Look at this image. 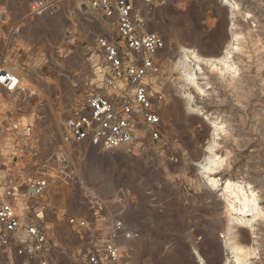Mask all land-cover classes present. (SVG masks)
I'll return each instance as SVG.
<instances>
[{"label":"rangeland","instance_id":"374dc122","mask_svg":"<svg viewBox=\"0 0 264 264\" xmlns=\"http://www.w3.org/2000/svg\"><path fill=\"white\" fill-rule=\"evenodd\" d=\"M36 1L0 0V61L19 77V89L0 100V192L15 186V206L31 180L47 179L23 204L28 211L16 210L23 227L43 229V258L86 264L84 253L103 251L120 223L117 264H234L224 238L244 246L247 264H264V0H134L145 29L164 41L154 56L158 71L146 78L151 94L163 96L161 137L137 132L133 146L109 151L61 134L65 118L101 84L97 37L115 38V21L89 0H57L56 11L42 15L32 11ZM181 51L196 75L193 110L179 87ZM213 120L221 127L215 134ZM211 141L219 163L208 187L197 166ZM242 193L257 197L251 221L237 220L235 206L227 210ZM36 202L41 220L30 212Z\"/></svg>","mask_w":264,"mask_h":264},{"label":"built area","instance_id":"2783aa9c","mask_svg":"<svg viewBox=\"0 0 264 264\" xmlns=\"http://www.w3.org/2000/svg\"><path fill=\"white\" fill-rule=\"evenodd\" d=\"M88 2L105 17L114 19L116 37H97V46L105 63L101 84L87 93L80 106L65 118L62 140L72 144L87 143L103 151L133 146L137 132H143V138L151 141L160 140L162 121L158 103L163 96L151 94L146 78L158 71L154 56L164 45L162 36L145 29L144 16L135 8L134 0ZM145 2L155 5L163 4L165 0ZM56 4L57 0H37L32 11L36 15L53 13ZM0 88L6 92L19 89V77L8 68L4 59L0 61ZM2 94L0 90V100ZM46 185L45 178L31 180L25 194L37 197ZM12 197L10 190L0 194V250L11 248L14 255L28 262L37 260L39 264H46L42 257L46 237L43 229L35 224L22 226ZM30 212L37 220L44 216L43 206L37 202ZM69 221L73 222V219ZM21 229L23 234L20 236ZM122 231L121 224L116 223L104 241L103 251L99 253L92 249L84 253L86 264H117L120 251L116 238ZM123 235L131 237L129 231Z\"/></svg>","mask_w":264,"mask_h":264},{"label":"bare ground","instance_id":"6f19581e","mask_svg":"<svg viewBox=\"0 0 264 264\" xmlns=\"http://www.w3.org/2000/svg\"><path fill=\"white\" fill-rule=\"evenodd\" d=\"M177 59L178 60H176V62H177L176 68L180 72V79H179L180 85L179 84L178 85H179V87L183 93V98H184L183 100H185L184 103L187 106V109L193 110V109H191V105H190L192 97H191L188 89L191 86L196 85V75H195V72L192 69H190V67H189L188 56L185 53V51H181L179 54V57ZM226 59H227V55L225 54L222 60L225 62ZM225 69H227V68H225ZM209 125H210V129H211L213 134H215L221 128L215 120L211 121ZM20 129L22 130V133H21L22 136L28 138L30 136V130H31L30 121H25L23 123V126ZM212 148H213V143L211 141V142H209V145L207 147V154L204 155V157L201 160V163H199V165L197 166V170H198V173H199L202 181L208 187L214 186L215 180H213L209 177V173L217 165V163H219V161L216 159V157L212 151ZM20 162H22V161H20ZM19 170H20V168H19ZM20 173H22V171H20ZM8 187H10V186H8ZM3 188H4V190L2 192H0L1 195L4 194L7 190L11 191L12 196L16 195L15 194V190H16L15 186L12 185L11 188H6V185H5V186H3ZM231 189H232V185L229 182H227L223 187V191L225 193L231 192ZM235 201H232L227 206V208H228L227 210L229 211L231 209H234V206H235V209L237 211V217H236L237 220H239V221H251L252 219H254L259 214V208L257 206V197L255 196L254 193H248V194L242 193L238 196V198L235 199ZM13 205H14V203H13ZM16 206H18V208H20L19 204H17V203H16ZM222 242L224 244L231 242L230 248H231L232 253H233L234 264H247L248 252H247V250L244 249V246L242 244L237 243L235 240L231 241L228 238H224L222 240ZM198 261H200L199 257H198Z\"/></svg>","mask_w":264,"mask_h":264},{"label":"crops","instance_id":"0c3cea01","mask_svg":"<svg viewBox=\"0 0 264 264\" xmlns=\"http://www.w3.org/2000/svg\"><path fill=\"white\" fill-rule=\"evenodd\" d=\"M0 90L2 92H6L2 88H0ZM7 116H8V114H7ZM23 198L26 200L23 203L21 201H15V208L18 211H23L24 208H25L23 206V204H26L27 202H30V199L28 197H26V196L24 197L23 196ZM16 203L20 205V209L18 208V206H16ZM25 210L28 211L27 206H26ZM42 257H43V253H42ZM45 261H46V264H52L53 263L51 260H49V261L45 260ZM0 264H39V262L37 260H34L32 262H28V261L24 260L23 258L14 255V253L11 250V248H8V249H5V250H0ZM59 264H66V262L65 261H60Z\"/></svg>","mask_w":264,"mask_h":264}]
</instances>
